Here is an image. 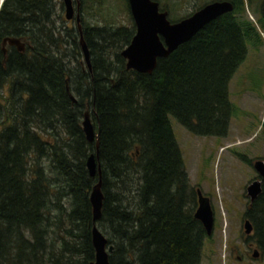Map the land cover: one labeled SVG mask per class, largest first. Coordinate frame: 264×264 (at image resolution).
Returning <instances> with one entry per match:
<instances>
[{"label": "trees", "instance_id": "16d2710c", "mask_svg": "<svg viewBox=\"0 0 264 264\" xmlns=\"http://www.w3.org/2000/svg\"><path fill=\"white\" fill-rule=\"evenodd\" d=\"M248 1L148 75L127 70L121 56L135 34L131 18L84 33L89 72L77 59V35L58 28L59 0H0V264L94 262L98 176L86 167L96 149L83 133L86 112L99 130L97 227L113 246L109 263L200 264L209 236L195 218L197 193L169 117L196 137L227 135L229 85L256 33L244 16ZM6 38L25 51L6 45L4 54ZM244 215L264 254V180Z\"/></svg>", "mask_w": 264, "mask_h": 264}, {"label": "rangeland", "instance_id": "374dc122", "mask_svg": "<svg viewBox=\"0 0 264 264\" xmlns=\"http://www.w3.org/2000/svg\"><path fill=\"white\" fill-rule=\"evenodd\" d=\"M263 2L251 0L250 6L245 7L244 16L256 33L246 42V58L229 85L233 112L227 135L223 138L196 137L169 117L189 183L209 199L213 212L214 227L203 242L200 264H225L226 260L227 264H236L226 257L230 251L239 254L241 242L246 238L243 229V216L249 202L246 187L257 178L254 163L264 161V28L259 20ZM93 4L88 3L92 7ZM107 4L105 13L114 17L106 14L107 17H98L92 13L93 7L85 12V22L129 26L131 20L124 0H107ZM162 4L170 6L169 0H162ZM59 13L58 28L67 27L77 35V59L85 64L75 22L65 21L63 9ZM184 13L173 12L171 17L182 18Z\"/></svg>", "mask_w": 264, "mask_h": 264}, {"label": "water", "instance_id": "95a60500", "mask_svg": "<svg viewBox=\"0 0 264 264\" xmlns=\"http://www.w3.org/2000/svg\"><path fill=\"white\" fill-rule=\"evenodd\" d=\"M131 17L135 25V34L130 44L121 52L126 62V69L133 70L140 74L150 75L157 66L158 59L166 58L173 53L180 45L190 41L207 24L214 21L222 14L230 13L233 7L228 2L207 5L192 16L177 23H171L167 12H160L157 2L152 0H127ZM65 5L64 18L66 21L73 19L72 0H63ZM79 4V1H78ZM264 18V2L261 8ZM79 34V48L83 56L85 66L91 72L90 52L82 35L79 21H77ZM2 51L6 53V45L15 47L18 52H24V44L17 38H6L2 43ZM75 102V98L71 97ZM83 133L89 143L95 142V154L88 157L86 167L91 177L98 176V182L93 186L90 194L92 208V245L95 251V260L91 264H110L109 254L113 246H108V241L97 227L101 218L104 196L101 192V167L98 163L99 153V130L91 121L90 114L86 112L82 121ZM260 180H255L246 188V195L253 202L261 193V185L264 180V161L258 160L253 165ZM197 193V209L195 218L203 225L206 235L210 236L214 227L213 212L209 199L199 189ZM244 234L252 235L253 227L249 220L243 223ZM255 251L254 256H256Z\"/></svg>", "mask_w": 264, "mask_h": 264}, {"label": "flooded vegetation", "instance_id": "af4514ba", "mask_svg": "<svg viewBox=\"0 0 264 264\" xmlns=\"http://www.w3.org/2000/svg\"><path fill=\"white\" fill-rule=\"evenodd\" d=\"M78 1H79V4H78ZM152 1H155L158 3L160 12H167L168 13V19L170 20L171 23H177L179 21H182L183 19H186V18L192 16L193 14H195L196 12H198L199 10H201L202 8H204L207 5H211V4H215V3H222V2L230 3L233 7V10L230 13H225V14L220 15L219 17L216 18V19H218V18H220L226 14H232L235 11L236 4H239L241 2V0H169V2H170V6H169L167 4L163 5L162 0H152ZM72 2H73L72 3L73 19L71 21L75 22L76 30H77V26H78L77 21H79V26H80L83 37H84V33H86V32L87 33H94L95 31H97L96 29L103 27V25H97L94 23H86L85 22V12L88 9L91 10V9L95 8L92 12L94 15L98 14V17H107L106 15H108V14L105 13V9L109 6L107 4V0H72ZM89 2H94V4H93L94 8L92 6L88 5ZM242 2H245L246 4H248L249 1L248 0H242ZM124 3H126V5H127L126 10H127L128 16H130V18L132 19L128 1L124 0ZM59 4L61 6V9H63L65 11V5H64L63 0H62V3L59 2ZM116 8H117V6H116ZM183 11L185 13H184L182 18L175 19V18L171 17L173 12L180 13ZM108 16H110V15H108ZM113 16H110V17H113ZM71 21H66V22H71ZM132 22H133V19H132ZM133 24H134V22H133ZM78 36H79V34H78ZM79 50H80V48H79ZM84 66H85V64H84ZM255 180H260L258 175H257V178ZM262 183H263V181H262ZM251 203L252 202L249 200L247 206H250ZM246 220H248V218H246L244 215L243 216V223ZM245 236H246V238H244L243 241L241 242L242 246L239 247V249H240L239 254L235 255V251H230L228 253L226 259H228V257H229V259L234 260L236 264H238L237 262H240V264H253V263L264 264V254L261 253L257 249L255 242L252 240V235H250V236L245 235ZM236 251H238V250H236ZM255 251H257L256 256H254ZM225 264H227V260H226Z\"/></svg>", "mask_w": 264, "mask_h": 264}, {"label": "bare ground", "instance_id": "6f19581e", "mask_svg": "<svg viewBox=\"0 0 264 264\" xmlns=\"http://www.w3.org/2000/svg\"><path fill=\"white\" fill-rule=\"evenodd\" d=\"M2 1V0H1Z\"/></svg>", "mask_w": 264, "mask_h": 264}]
</instances>
